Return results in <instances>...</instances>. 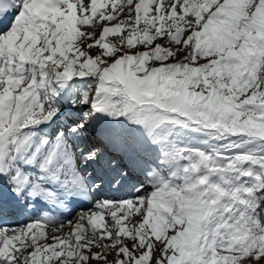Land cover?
Here are the masks:
<instances>
[{
	"label": "snow or ice",
	"instance_id": "1",
	"mask_svg": "<svg viewBox=\"0 0 264 264\" xmlns=\"http://www.w3.org/2000/svg\"><path fill=\"white\" fill-rule=\"evenodd\" d=\"M0 264H264V0H0Z\"/></svg>",
	"mask_w": 264,
	"mask_h": 264
}]
</instances>
